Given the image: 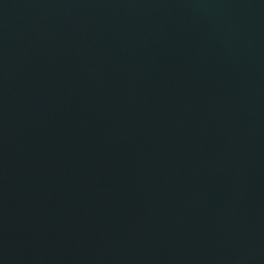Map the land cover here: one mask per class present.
Wrapping results in <instances>:
<instances>
[{"label": "water", "instance_id": "1", "mask_svg": "<svg viewBox=\"0 0 264 264\" xmlns=\"http://www.w3.org/2000/svg\"><path fill=\"white\" fill-rule=\"evenodd\" d=\"M0 264H264V0H0Z\"/></svg>", "mask_w": 264, "mask_h": 264}]
</instances>
